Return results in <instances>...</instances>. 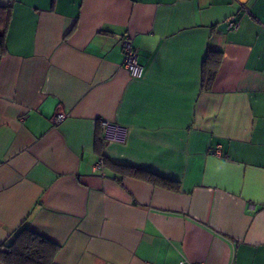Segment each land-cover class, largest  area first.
Instances as JSON below:
<instances>
[{"label":"crops","instance_id":"obj_1","mask_svg":"<svg viewBox=\"0 0 264 264\" xmlns=\"http://www.w3.org/2000/svg\"><path fill=\"white\" fill-rule=\"evenodd\" d=\"M0 7V247L27 228L59 247L53 264H264V0ZM100 120L125 126V143ZM101 158L178 190L96 171Z\"/></svg>","mask_w":264,"mask_h":264},{"label":"trees","instance_id":"obj_2","mask_svg":"<svg viewBox=\"0 0 264 264\" xmlns=\"http://www.w3.org/2000/svg\"><path fill=\"white\" fill-rule=\"evenodd\" d=\"M10 11L7 7H0V55L6 52V29L9 23ZM220 59L215 57L214 61H209L204 65L203 86L208 88L216 74ZM95 150L99 153L101 142L97 140ZM104 166L117 172L121 176H128L142 179L153 185L168 188L173 191L178 190V183L168 180L151 172L112 162L101 158ZM59 251V247L46 239L31 232L27 228L20 229L12 240L0 247V261L3 264H53L54 258Z\"/></svg>","mask_w":264,"mask_h":264},{"label":"built area","instance_id":"obj_3","mask_svg":"<svg viewBox=\"0 0 264 264\" xmlns=\"http://www.w3.org/2000/svg\"><path fill=\"white\" fill-rule=\"evenodd\" d=\"M238 23H230V29H236ZM123 52V67L128 72L131 78L140 79L143 75V67L138 63L137 49L134 47L129 36L125 35L120 41ZM63 118L58 115L54 118V122H59ZM99 125L104 131V140L110 143L123 144L126 141L127 128L117 123L107 120H100ZM104 166L103 160L100 159L94 169L102 170ZM179 264H189L186 261H181Z\"/></svg>","mask_w":264,"mask_h":264}]
</instances>
